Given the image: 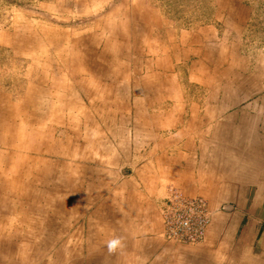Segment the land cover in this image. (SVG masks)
Segmentation results:
<instances>
[{"label":"crops","instance_id":"0c3cea01","mask_svg":"<svg viewBox=\"0 0 264 264\" xmlns=\"http://www.w3.org/2000/svg\"><path fill=\"white\" fill-rule=\"evenodd\" d=\"M209 38L205 28L157 20L114 67L102 69L98 51L67 57L61 77L0 72V169L9 165L14 192L44 200L16 207L12 229L32 231L52 256L0 264H264V60L229 59L228 45ZM9 137L45 156L24 166L32 182L15 180L23 159L2 143ZM171 187L205 199L210 219L199 242L164 235ZM54 190L62 197L46 202Z\"/></svg>","mask_w":264,"mask_h":264},{"label":"rangeland","instance_id":"374dc122","mask_svg":"<svg viewBox=\"0 0 264 264\" xmlns=\"http://www.w3.org/2000/svg\"><path fill=\"white\" fill-rule=\"evenodd\" d=\"M157 20L164 21L166 29L205 28L212 36L209 41L214 47L228 45L229 59L235 53L251 63L264 60V0H0V72L12 78L17 68L23 73L25 81L28 78H44L46 73L51 72L61 77L68 72L67 68L62 69L65 66L63 63L67 64V57L72 55L75 61L78 57L90 56L92 59L98 51L100 56L104 53L101 56L102 69L114 67L116 61L125 62L126 56L131 55L125 53V46L131 40H141L146 24L151 26ZM93 46L95 51L91 48ZM76 51L79 53L73 54ZM30 64L34 66L31 69ZM38 86L48 92L49 86L43 83ZM12 87L6 85L5 88ZM41 99L44 101V97ZM2 126L4 130L10 129L7 123ZM2 143L20 148L16 149V155L18 160H23L17 165L15 180L20 177L22 181L32 182L29 166L27 169L24 166L31 159V168L34 169L39 165V157L45 159V156L34 152L33 143L24 144L22 149L10 137ZM4 151L9 153L10 149ZM8 167L7 164L5 169ZM1 171L6 192L0 194V226L4 224L0 235L4 233V242L8 245H1L0 249L6 252L0 257H52L42 238L32 237V231L24 227L19 237L17 230L12 229L16 207H30L34 202L44 201L43 198L29 200L28 192L22 195L14 192L13 188L16 191L19 183L15 180L9 182L8 171ZM53 177L52 182L60 184L62 191L66 192L68 188L61 183V176L54 174ZM39 184L41 182L35 186L39 187ZM35 186L32 185V189ZM62 191L45 193L48 196L44 199L53 203ZM24 197L27 203L23 204ZM38 252L42 256H37Z\"/></svg>","mask_w":264,"mask_h":264},{"label":"built area","instance_id":"2783aa9c","mask_svg":"<svg viewBox=\"0 0 264 264\" xmlns=\"http://www.w3.org/2000/svg\"><path fill=\"white\" fill-rule=\"evenodd\" d=\"M165 199L162 219L166 238L180 243L199 242L210 219L205 199L186 196L174 187L168 190Z\"/></svg>","mask_w":264,"mask_h":264},{"label":"clouds","instance_id":"9594fccd","mask_svg":"<svg viewBox=\"0 0 264 264\" xmlns=\"http://www.w3.org/2000/svg\"><path fill=\"white\" fill-rule=\"evenodd\" d=\"M117 244H118V241H110L108 244L109 251L115 250Z\"/></svg>","mask_w":264,"mask_h":264}]
</instances>
